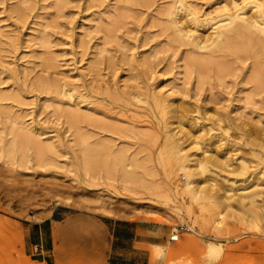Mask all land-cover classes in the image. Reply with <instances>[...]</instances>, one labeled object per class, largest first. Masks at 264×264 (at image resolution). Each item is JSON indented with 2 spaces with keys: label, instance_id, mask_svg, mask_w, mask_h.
<instances>
[{
  "label": "rangeland",
  "instance_id": "1",
  "mask_svg": "<svg viewBox=\"0 0 264 264\" xmlns=\"http://www.w3.org/2000/svg\"><path fill=\"white\" fill-rule=\"evenodd\" d=\"M174 1L0 0V264H108L114 222L147 264H264V52L205 42L264 0H186L205 47Z\"/></svg>",
  "mask_w": 264,
  "mask_h": 264
},
{
  "label": "bare ground",
  "instance_id": "2",
  "mask_svg": "<svg viewBox=\"0 0 264 264\" xmlns=\"http://www.w3.org/2000/svg\"><path fill=\"white\" fill-rule=\"evenodd\" d=\"M249 1V0H248ZM252 3V1H250ZM174 3L176 4V6L172 9L169 10L170 12V16H171V19L174 17V16H177L178 12L179 11H182L184 12L185 16H189V15H192L194 16V10L191 9V7L188 5L187 1L186 0H175ZM254 3V2H253ZM253 5V4H252ZM255 5V6H254ZM252 9H255V10H259L260 8V5L258 4H254ZM242 8L240 9H237L235 10L234 12L232 13H229L228 11H226L224 14L221 15V18L220 20H218L217 22H215L214 24H212V32L211 34L208 36V38L205 40V42H208V41H211L212 43H210L209 45H206L207 48H210L212 51H219V50H226V51H232V50H238L239 49V43H234L233 46L231 45L230 46V43L232 41H234L235 38L237 37H240V38H245L247 39V45H253L254 48L256 49H260L264 52V37H261L260 34H264V13L263 12H259V13H252L250 16H245V13L243 11H241ZM194 22L196 24H199L201 22H199V20L197 18L194 19ZM180 23V20L177 21L175 18H173L171 20V25H172V28L173 30L175 31V35H177V37L179 39H188L190 38L191 36H195L197 39H195V43H196V46L197 47H205L203 45V43H205L204 41L200 40L199 39V30L197 29L199 25H196V28H185V27H180L179 25ZM204 25V22H202L200 24V26ZM191 34H194V35H191ZM198 35V36H196ZM220 36H224V40L223 41H218L216 39H218ZM243 36V37H242ZM197 62H199V60H197ZM76 115V114H75ZM73 115V116H75ZM78 119V118H77ZM170 139V138H169ZM174 139V138H173ZM172 139V140H173ZM171 140V139H170ZM171 140V141H172ZM168 141V140H167ZM170 141L166 142V144H168ZM175 142V140H174ZM171 143V142H170ZM173 143V142H172ZM171 143V145H172ZM165 144V145H166ZM178 144H180L178 142ZM169 144V146L172 148ZM174 145H177V143L175 142ZM173 145V146H174ZM180 147H182V145H179ZM168 147V146H167ZM177 147V148H176ZM174 148V151L177 149L179 151V148L178 146H176ZM169 148H166V150L169 152L168 150ZM176 150V152H177ZM93 151V150H92ZM173 151V150H172ZM183 151V150H182ZM181 151V152H182ZM175 152V154H177ZM181 152H178V153H181ZM171 155V149H170V153ZM175 154L172 153L171 157H173ZM180 155V154H178ZM177 155V156H178ZM176 156V157H177ZM175 157V156H174ZM175 157V158H176ZM245 165V163H244ZM243 165V166H244ZM205 170V169H204ZM264 183L261 182V185L260 186H263ZM258 186V184H257ZM255 192V191H254ZM252 194V193H250ZM255 194L257 193H254V196H256ZM246 196V195H244ZM244 196L243 198H240L241 200L244 199ZM250 197V196H249ZM253 197V195H252ZM247 197H245L246 199ZM255 198V197H254ZM252 198L250 199V203L252 204H256V201L255 199ZM240 200V201H241ZM239 201V200H238ZM237 201V202H238ZM255 201V202H253ZM243 202L241 206H244V201H241ZM261 203H264V201H262ZM239 205V204H238ZM239 205L240 208H242L241 206ZM264 205V204H263ZM258 206V205H256ZM262 204L260 205V207L258 206V209L262 208L261 211H264L263 207H261ZM247 207V206H246ZM245 207V208H246ZM238 208V207H237ZM253 208H257V207H253ZM258 209H255L256 212L257 211H260ZM239 210V209H238ZM246 210V209H245ZM240 211H242L240 209ZM244 211V210H243ZM246 213V211H244ZM248 212V210H247ZM250 212V211H249ZM248 212V213H249ZM252 212H255L252 210ZM246 213V214H248ZM251 213V212H250ZM259 213V212H258ZM262 213V212H261ZM259 213V214H261ZM252 214V213H251ZM263 215H264V212H263ZM112 217L116 218V215H111ZM254 216V214H253ZM256 216V214H255ZM262 216V215H261ZM250 217V215H249ZM264 217V216H263ZM252 218V217H251ZM256 218V217H255ZM253 218V219H255ZM259 218V217H257ZM262 218V217H261ZM252 219V222L254 223L255 220H257L258 222V219H255L253 221ZM260 219V218H259ZM264 220V219H263ZM261 221V220H260ZM264 222V221H263ZM252 223V224H253ZM260 224V223H259ZM262 224V223H261ZM264 225V224H263ZM254 228H255V225L253 224ZM262 226V225H260ZM258 229V228H256ZM261 229V228H260ZM264 229V228H263ZM258 231V230H257ZM256 231V232H257ZM261 231V230H260ZM264 233V232H263ZM261 234V232H260Z\"/></svg>",
  "mask_w": 264,
  "mask_h": 264
},
{
  "label": "crops",
  "instance_id": "3",
  "mask_svg": "<svg viewBox=\"0 0 264 264\" xmlns=\"http://www.w3.org/2000/svg\"><path fill=\"white\" fill-rule=\"evenodd\" d=\"M103 225L109 234L108 264H147L149 255L144 246L148 243L139 237L145 231L144 227L140 225L134 227L132 222L104 223ZM39 235L35 238L36 243L43 247L41 255L46 261L45 257L49 254L48 242L46 239L42 240V233L39 232Z\"/></svg>",
  "mask_w": 264,
  "mask_h": 264
},
{
  "label": "built area",
  "instance_id": "4",
  "mask_svg": "<svg viewBox=\"0 0 264 264\" xmlns=\"http://www.w3.org/2000/svg\"><path fill=\"white\" fill-rule=\"evenodd\" d=\"M178 238H179V235L177 234L176 236H173L172 237V240H178ZM42 250H43V248H42V246H40V245H35L34 247H33V254H38V255H41L42 254Z\"/></svg>",
  "mask_w": 264,
  "mask_h": 264
}]
</instances>
